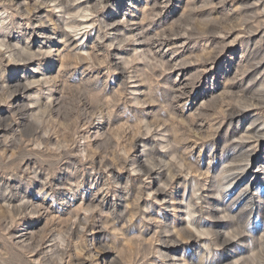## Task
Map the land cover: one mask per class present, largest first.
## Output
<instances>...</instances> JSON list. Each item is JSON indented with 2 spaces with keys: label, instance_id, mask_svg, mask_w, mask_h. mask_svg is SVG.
Wrapping results in <instances>:
<instances>
[{
  "label": "rangeland",
  "instance_id": "rangeland-1",
  "mask_svg": "<svg viewBox=\"0 0 264 264\" xmlns=\"http://www.w3.org/2000/svg\"><path fill=\"white\" fill-rule=\"evenodd\" d=\"M11 1L0 264H264V0Z\"/></svg>",
  "mask_w": 264,
  "mask_h": 264
},
{
  "label": "bare ground",
  "instance_id": "bare-ground-1",
  "mask_svg": "<svg viewBox=\"0 0 264 264\" xmlns=\"http://www.w3.org/2000/svg\"><path fill=\"white\" fill-rule=\"evenodd\" d=\"M4 1V0H3ZM6 1H8V0H6ZM10 1V4H13V2L14 1H11V0H9ZM50 2H53V3H56V5H55V8L56 9H61V10H63V12L64 13H67V14H69L70 12H73V10L76 8H74V5H73V7L72 6H68L67 4H65V2H64V0H49ZM66 1V0H65ZM8 3V2H7ZM37 3H39V1H37ZM40 4V3H39ZM42 5H45V1L43 2V3H41ZM37 5V4H36ZM41 5V6H42ZM38 6V5H37ZM45 7V6H44ZM48 7V6H47ZM28 8V7H27ZM40 8H43V7H40ZM77 8H79V6L77 5ZM76 8V9H77ZM85 8V7H84ZM33 9V8H32ZM35 9H36V6H35ZM83 8H81V10H82ZM80 10V9H79ZM80 10V11H81ZM84 11V10H83ZM88 11H89V8H88ZM26 12V11H25ZM36 12V11H35ZM60 12H62V11H60ZM31 14L32 16H34L33 14H34V11H27V14ZM26 16V15H25ZM81 17H83V18H87V16H81ZM31 20V19H30ZM50 20V19H49ZM32 21V20H31ZM52 21V20H51ZM41 23V22H40ZM44 23V22H43ZM75 23V22H74ZM73 24V23H72ZM93 23H89L88 21H79V23H75V24H73L74 25V27H76V28H79V27H85L86 25H92ZM72 26V25H71ZM2 30V29H1ZM3 31V30H2ZM5 35V34H4ZM9 43V41H8V39H7V36H3L2 38H0V46H2V47H6V49H7V52L8 53H10L9 54V56H10V58H12V57H14L15 56V54H16V50H14V49H12L11 48V44L9 45L8 44ZM29 48V47H28ZM31 48V47H30ZM27 49V48H24V49H22L20 52L21 53H23V55L24 54H26V55H30L31 56V58H29L28 59V61H33V59H34V57L35 56H38V54L37 53H35V52H33L32 51V49ZM18 51H19V49H18ZM0 52H2V51H0ZM34 53H35V55H34ZM1 54V53H0ZM3 55V54H2ZM17 57L18 56H20V53H19V55H18V52H17ZM22 55V54H21ZM41 54H39V56H40ZM29 56V57H30ZM42 56V55H41ZM28 57V56H27ZM12 60V59H11ZM20 62V61H19ZM26 62V61H25ZM34 62V61H33ZM36 81V80H35ZM26 85V84H25ZM24 87V86H23ZM26 91V88H24V92ZM21 93V92H20ZM14 96V95H13ZM190 216V215H189ZM204 234V233H203ZM208 234V233H207Z\"/></svg>",
  "mask_w": 264,
  "mask_h": 264
}]
</instances>
